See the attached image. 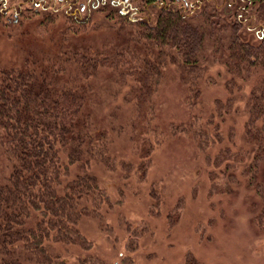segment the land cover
Listing matches in <instances>:
<instances>
[{
    "label": "trees",
    "instance_id": "16d2710c",
    "mask_svg": "<svg viewBox=\"0 0 264 264\" xmlns=\"http://www.w3.org/2000/svg\"><path fill=\"white\" fill-rule=\"evenodd\" d=\"M39 1L40 15L0 10V36L19 40L21 56L0 63V264H66L56 244L92 248L81 220L109 200L93 162L145 174L166 136L150 124L152 96L172 66L194 106L218 65L227 96L211 118L242 99L246 140L264 156V0ZM103 70L111 74L99 84ZM103 86L124 91L133 107L136 165L111 153V132L97 125L92 105ZM184 123L169 132L202 143V127Z\"/></svg>",
    "mask_w": 264,
    "mask_h": 264
},
{
    "label": "rangeland",
    "instance_id": "374dc122",
    "mask_svg": "<svg viewBox=\"0 0 264 264\" xmlns=\"http://www.w3.org/2000/svg\"><path fill=\"white\" fill-rule=\"evenodd\" d=\"M5 2L0 10L13 8L7 11L13 19L19 10L45 12V2L39 0ZM249 38L258 42L254 34ZM17 42L0 36L1 64L19 62ZM218 68L211 67L194 106L174 66L161 79L152 96L150 124L166 136L154 145L143 176L93 162L91 170L109 200L81 220L80 229L92 241L91 249L54 246L66 264L90 260L95 264H264V156H257L255 144L246 140L242 99L230 113L211 118L217 98L227 96ZM109 74L103 70L99 84ZM96 90L92 107L97 125L111 132V153L138 164L140 158L129 139L133 107L123 99L125 92L112 95L114 90L104 86ZM172 122L201 126L206 132L202 143L185 131L171 134ZM113 125L124 130L119 133Z\"/></svg>",
    "mask_w": 264,
    "mask_h": 264
}]
</instances>
